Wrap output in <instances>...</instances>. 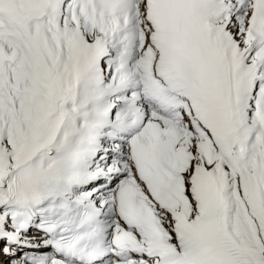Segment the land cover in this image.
Returning <instances> with one entry per match:
<instances>
[{"label": "bare ground", "instance_id": "6f19581e", "mask_svg": "<svg viewBox=\"0 0 264 264\" xmlns=\"http://www.w3.org/2000/svg\"><path fill=\"white\" fill-rule=\"evenodd\" d=\"M230 6H231V10L227 14L226 13L224 15L221 14V17L219 19L217 18L213 21H210L204 26L207 33V40L212 49V54L215 57H218V54L221 49L226 50L229 54H234L240 51H246L244 54L245 58L249 57L250 62L257 59L260 62V64L264 66V46H258V41L254 40L248 31L252 16L254 14V0L245 1L242 4H240L238 7H236L235 0H230ZM71 7L72 6H70V8ZM63 15H64L63 18L64 23H62V25L58 23L59 26L57 27L55 24H52L48 26L44 31L41 29L43 24L40 21H36L34 24L36 28L30 30L28 28L29 25H25V26L23 25L24 22L22 21L15 22L11 13L5 14L0 12V19L7 20L10 29L13 27V25H15V27L17 26L16 32L18 33V35L15 38V42L18 44L25 45L26 47L25 54L27 55L28 58H30L33 65L37 66V70H36L37 74H42L44 72L47 63L48 66L51 68L50 69L51 71L44 77L45 80H43L44 83L42 85L44 90L42 92L38 90V92L41 93L40 95L44 96L46 94L45 101H47V105L49 107V112H47L48 116L46 118H42V127L40 129L41 132L39 136L37 137L35 143L33 142L29 146L21 147V149L18 148L17 151L10 154L9 155L10 157H8L7 159L5 158L2 161L0 160V204L11 206L13 207L14 211L22 210V207L19 208L18 205L20 204V200L15 195L13 197H10L9 200L5 201V198L7 196H10V193H8V191L1 190V187L6 184V178L20 165H24V164L30 165L39 161H46L48 157H52V155L49 154V152L56 148V144H57L56 140L59 138V136L56 135V132L59 125L65 120L67 119L69 120V118L71 117L70 116L71 111L80 110V108H76V110L72 108L73 107L72 95H74V92L78 87V83H79L78 75L80 73V68L78 67V63H79L78 56H79L80 47L91 48L94 43L108 44L109 42H111L109 29H108V26L111 23L109 20H99L97 24H94L93 21L91 22L85 19L84 17H82L79 13H77L74 15L72 22H70L68 16L69 11L61 10L58 16H63ZM145 23L150 27L152 26V22L147 18L146 15H145ZM138 25H140L141 28V24L139 20H138ZM89 27H91L94 31L93 35H95V39H91L90 37L91 32L88 29ZM47 30H56L57 34L55 35H58L60 37L61 42L59 44H55V42L53 41V35L46 33ZM74 30H77V32L73 33ZM74 37H76L75 40ZM215 37L217 38V40L220 37L222 38L220 44L217 43ZM84 45H86V47ZM0 46H5V43L3 41H0ZM29 47H31V49H29ZM255 49L256 51L253 53V50ZM187 51L192 53L193 48L190 47L189 49H187ZM108 53H112L111 48L108 49ZM195 55L197 59L199 60L203 59L200 58V54L195 53ZM206 71L209 75V79L212 80L213 84L218 81L219 79L218 71L215 72L214 69L210 67H207ZM54 89H63L70 96L69 100L67 101L68 102L67 105L62 106L57 114L56 113L51 114L52 106H51L50 95ZM263 92L264 89H262V93ZM254 95L255 93L247 96V98L251 97V99L247 100L245 108L243 110V114L245 116V121H246L243 127V138L246 144L249 143L255 144L254 137L256 135L254 134V132L256 130H261L264 128L263 126L264 106H260V107L256 106V101L253 98ZM38 101L36 102V105L38 104ZM153 102L154 100L149 98V104H152ZM261 103L264 104V98L262 99L260 104ZM185 108L187 114L186 118L190 119V121L194 125H200V123L193 117L192 111L187 107ZM262 108H263V112L261 114L260 110ZM161 113H163V110H161ZM43 126L45 127L43 128ZM171 126L175 129V131L173 135H171V138H169L168 141H165L164 139L163 142L161 143L162 156H165V154L169 152V150L171 149L170 144L176 141V138L180 135L181 132V130L178 129L176 126L174 125ZM38 132H39V128H38ZM210 132L212 133L213 140L207 144L205 151L202 152L201 158H203V156L205 155L207 157H211L214 154L216 155L218 154V161L216 163L217 165L216 168L214 167L213 169H215L217 172H223L222 173V177L224 180L223 193L224 195L227 194L228 196L227 201L230 204L228 205V207L230 206L229 226L231 232L237 236L239 234V231L235 228L236 220L233 210L236 209V204L233 200V196L231 193L232 190L231 178L234 177V174L237 175V179L239 178L238 180L244 190L245 196L249 197L252 201L255 202V205L257 207V208L255 207L256 211L259 214H261L260 215L261 217H264V210H263L264 207L261 204L258 196L255 195V193L253 192L254 190H256L257 192L260 193L261 197L264 196V186H263L264 163L263 161H260V163L257 162L247 163V161H244L241 158H236L231 161H228L227 162L228 165L225 166L222 163V161L225 160L224 158L226 153L225 148L221 144V140L219 139V137L214 133L213 129L210 128ZM119 144L121 146H124V143L119 142ZM212 148H214L215 153L214 151H212ZM19 149L23 150V152H20V154H19L20 151ZM176 149H180V148H176ZM181 152L182 151H177V153H181ZM104 155L106 154L103 153V156ZM170 158L171 157H169V160ZM262 158L263 156H261V159ZM122 163L124 166L125 162ZM111 174L113 177L116 176L115 173H111ZM253 176L254 179L252 178ZM124 180L125 178L123 176H120L119 182H122ZM101 183L102 182H99L97 184H101ZM179 188L184 189V185H179ZM115 190L116 189L113 188V186L112 187L101 186L97 194H103V192L112 193ZM3 202L6 204H3ZM202 202H204V200H202ZM170 206H171L170 208H173L172 203ZM33 226H35V224L32 223L30 227ZM4 228L5 227L3 226V222L0 221V236L5 233ZM9 234H11V232ZM30 236H34L35 238L33 239V241L40 244L37 247H33V249L37 248L35 250H41L44 249L46 245H50V239L43 232L39 230H36L35 232L33 230ZM241 242L243 243L242 240ZM214 245L217 249H220L219 244L217 242H215ZM34 253L37 256L43 254V252H38V253L34 252ZM252 255L254 256L256 261L259 260V258L255 255V253L252 252ZM121 256L123 255L116 254L115 264L125 263V262H121V260L119 259V257ZM147 259L148 258L146 257V258H142L141 260L148 262ZM64 260H67L68 264H78L77 262L66 257H55L54 262L49 264H63ZM46 263L47 262H45V264ZM0 264H6V261H4L3 259L0 261Z\"/></svg>", "mask_w": 264, "mask_h": 264}, {"label": "rangeland", "instance_id": "374dc122", "mask_svg": "<svg viewBox=\"0 0 264 264\" xmlns=\"http://www.w3.org/2000/svg\"><path fill=\"white\" fill-rule=\"evenodd\" d=\"M138 5H139L138 13L140 14V16L138 18H139L141 26L143 27L141 29L143 39L141 40L139 49H137V51H136V58H141L145 46L147 44H149V42H150L151 29L145 23V3H144V0H138ZM88 29L91 32L90 33L91 39H95V35H93L94 34L93 29L91 27H89ZM74 32H77V30H74L73 33ZM109 44H110L109 45L110 47L114 46L113 41H111ZM7 46H10L12 48V50H14L16 44L7 43ZM108 55L109 56H106L104 58L105 63H110L114 59L113 54L109 53ZM26 65L29 66L28 70H30V72L28 75H25L22 78H17L12 71V75L14 76L13 87L22 86L26 92V95L24 98L22 97V98L17 99L18 106L15 109V116L10 115V113H9L10 109L6 106V101L4 102L3 100H0V136H2L4 132L6 133V130H5L6 126H12L13 127V131L11 133V136H13L12 137V141H13L12 147H10L8 150L0 151V156L3 154L0 157L1 161L5 158L7 159L8 157H10L9 155L16 152L18 148L21 149V147L29 146L33 142L35 143L37 137L39 136V134L41 132L40 129L42 127V118H46L48 116L47 112H49V107L47 105V101H45L46 100V94L44 96H42V95H40L41 94L40 92H42L44 90L43 85H42L44 83L43 80H45L44 77L51 71L50 70L51 68L48 66V63H47L46 64L47 66H45V69L43 72L44 74L42 73L43 74L42 75V74H37V72L32 69L33 65H32V68L27 63H26ZM36 82H41V83H39L37 85V84H35ZM1 85H2V79L0 78V86ZM13 87H12V89H13ZM38 90L40 92H38ZM37 101H38V104L36 105ZM146 103L148 104V101ZM35 105H36V107H35ZM149 106H152V104H150ZM31 107H33V108H31ZM18 113L20 115L17 116ZM185 114H186V110H185V108L182 107L178 111L169 112V114L167 115L168 123H173V124L179 125L180 129L182 131V138L178 139L177 142L172 143V147L177 145L181 148H186V150L188 152L193 151V153H195V151H196V154H195V157H191L189 159L188 163H187V159H186V161L183 164L179 165L180 169L178 171L177 180L173 182L172 188H176L179 184L185 186V192L187 193V195L189 197V201H190L189 208H190L192 213H196L197 212V205H196L195 200H194L191 175L193 174V170L196 167L197 162L201 158L200 153L203 152L205 143L207 141H211V140L208 137H206L207 136L206 134L209 133L208 130L205 127H201V126L198 127L195 125L193 126L192 122L185 117ZM165 116H166V114H165ZM21 119L23 121L22 123H21ZM28 120H29V122H27ZM44 127L45 126H43V128ZM38 128H39V132H38ZM3 137L7 138L6 135H3ZM108 142H109V145H111V146L113 145V147L119 148V145L114 143L112 140H109ZM201 144H202V148H201ZM213 151L215 153V150H213ZM20 152H23V150H20L19 154H20ZM110 158H111L109 161L110 166L114 167L116 165H121L118 162H116L119 160L117 156L111 155ZM203 158H208V157L205 155V156H203ZM216 159H217V157H215V158L213 157L212 160H210V161L207 160V163L209 165H213L212 168H214V167L216 168V165H217V164H215ZM122 160L125 161L126 159H122ZM101 161H103V159H101ZM183 167L184 168L186 167V169H183ZM131 172H133V171H131ZM131 172H128L129 177H132ZM239 192L242 194V191L240 189H239ZM168 198L169 197H166V199H168ZM3 204H6V203L3 202ZM252 206H253L254 210L257 208L256 205L254 206L252 204ZM158 207H159V212L161 215L162 222L165 225V227L167 228L169 236L173 237L172 227H171L173 220H172L171 214L167 213L168 208L165 204H163V201H158ZM238 207L240 210H242L241 204H239ZM11 210L12 209L7 208V205L0 204V221L3 222L4 227L6 225L7 227H9L10 230L19 231L18 229H16L15 218L13 217V215L11 216V214H10ZM263 210H264V208H263ZM255 212L257 213L256 210H255ZM257 214H258L259 218L261 219L260 225L263 226L264 220L260 216L261 214L260 215H259V213H257ZM245 226L249 227V231H251L253 233L256 232V230L253 227H251V229H250V225H245ZM240 229H241L243 241L247 242L248 247L250 249H253V251H255V253L257 254V257L262 259L264 262V247H260L259 244L256 243L255 240L252 239L251 235L246 234L243 230V226H240ZM35 231L36 230H34V232ZM262 231L264 232V230H262ZM23 232L24 231H22L21 234H23ZM9 233L5 232L3 235L0 236V261L4 259V261H6V264H8L10 262H11V264H36L34 252H37V250H35L37 248L33 249V248H31L32 245L16 243L15 240L21 241V240H24L25 238L23 236L16 234V233H11V234H9ZM29 233H31V232H29ZM29 233L28 234L26 233V234L29 235ZM29 236H27L26 238L30 239V238L34 237V236H32V237H29ZM24 245L27 246L26 249H18V247L25 248ZM3 249H5V250H3ZM23 260H24V263H23ZM50 262H52V261H50ZM263 262L261 261L262 264H264ZM46 264H48V263H46ZM139 264H142V262H140Z\"/></svg>", "mask_w": 264, "mask_h": 264}, {"label": "water", "instance_id": "95a60500", "mask_svg": "<svg viewBox=\"0 0 264 264\" xmlns=\"http://www.w3.org/2000/svg\"><path fill=\"white\" fill-rule=\"evenodd\" d=\"M62 98L65 100L66 98V93L63 90H54L52 93V100L54 103V109L53 112H56L59 108V99Z\"/></svg>", "mask_w": 264, "mask_h": 264}]
</instances>
